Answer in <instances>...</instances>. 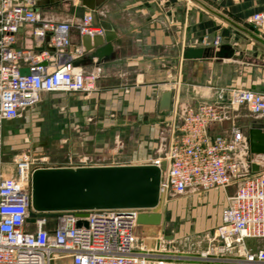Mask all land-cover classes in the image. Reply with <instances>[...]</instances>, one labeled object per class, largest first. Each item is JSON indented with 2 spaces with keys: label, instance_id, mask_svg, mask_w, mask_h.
<instances>
[{
  "label": "built area",
  "instance_id": "built-area-1",
  "mask_svg": "<svg viewBox=\"0 0 264 264\" xmlns=\"http://www.w3.org/2000/svg\"><path fill=\"white\" fill-rule=\"evenodd\" d=\"M36 7V0H0V264H63L67 259L72 264H153L151 250L139 245L136 228L139 213L154 210L66 211L56 218L28 222L35 169L29 158L16 160L11 168L6 165L4 124L22 118L45 93L96 92L98 76L75 65L86 49L71 50V31L75 28L80 36L92 37L105 33L93 25L91 13L74 26L45 20ZM250 23L264 36V12L254 14ZM27 25L34 26L37 47L49 38L53 50L18 48L17 36ZM23 69L29 75H22ZM229 94L225 104L202 102L175 111L166 155L146 164L162 169L167 163L161 200L169 194L227 192L238 181L235 193L227 196L212 240L222 243L219 250L224 255L237 249L232 264H264V248L250 252L246 246L247 239L264 240V162L251 152L249 136L242 129L233 126L227 135L211 131L243 107L264 118V92L235 88ZM254 164L260 166L259 172L253 171ZM116 165L121 164L107 166ZM209 256V252L202 255Z\"/></svg>",
  "mask_w": 264,
  "mask_h": 264
},
{
  "label": "crops",
  "instance_id": "crops-1",
  "mask_svg": "<svg viewBox=\"0 0 264 264\" xmlns=\"http://www.w3.org/2000/svg\"><path fill=\"white\" fill-rule=\"evenodd\" d=\"M36 2V10L45 20L77 26L86 14L91 13L94 26L109 27L106 33L108 42L113 46L111 54L98 58L92 55L94 51H86L75 61V65L86 73L98 76L96 92L89 96L79 93L42 95L41 102L47 95L64 96V130L71 131L73 128L70 120L80 122L85 116L99 120L101 110L104 109L101 102L106 99L107 114L117 109L120 116L133 115L130 124L151 138L160 129L164 115L173 123L177 110L197 106L202 102L225 104V100L229 101L230 90L235 88L264 92V36L250 23L254 14L264 12V0ZM33 30L34 26L27 25L19 32L17 47L52 51L49 38L43 47L36 46ZM218 38L220 43L216 44ZM71 40L72 51L83 47L82 36L75 28L71 31ZM192 48L204 49L209 55H204L203 59H185V53ZM178 81L181 85L176 86L175 82ZM226 88H229V93L225 92ZM167 92L172 93L171 111L160 114L159 104ZM257 118V124L252 128L264 126V118ZM230 130L231 127L225 121L211 128L213 134L227 135ZM136 155L137 162H147L150 152ZM107 165L113 164L82 166ZM220 191L205 192L204 199L217 206L216 219L207 223L204 213L195 210L193 216L197 218L193 220L197 227L217 228L221 224L223 205L218 195ZM165 208L166 205L162 204L158 211L163 213ZM165 236H173V239L165 240ZM212 238L213 235L210 242L217 258L208 259L221 261L219 263L233 260L234 257L222 258L224 254L219 250L222 243ZM177 239V235L166 231L162 224L160 239H140L139 245L143 244L151 250L153 264L158 261L173 264L176 261L173 258L179 256L174 255L170 247L176 244ZM63 264L72 262L67 259Z\"/></svg>",
  "mask_w": 264,
  "mask_h": 264
},
{
  "label": "rangeland",
  "instance_id": "rangeland-1",
  "mask_svg": "<svg viewBox=\"0 0 264 264\" xmlns=\"http://www.w3.org/2000/svg\"><path fill=\"white\" fill-rule=\"evenodd\" d=\"M226 88L225 92H228ZM225 90V89H224ZM229 93V92H228ZM107 100L101 102L105 109ZM227 100H225V103ZM101 110L99 120L85 116L83 121L70 120L72 129L64 130V96L47 95L40 104L27 110L23 117L4 124L3 159L8 167H13L16 160L29 158L32 168H54L64 165H104V164H146L166 155L169 148L172 122L167 115L162 117V124L155 136L148 137L141 130L130 124L133 115H118L117 109L107 114ZM106 113V114H105ZM258 118L248 110L230 112L226 125L231 129L234 125L244 132L257 124ZM70 137H67V135ZM150 152L147 162H137V155ZM259 159L264 162V155ZM238 181L227 190L228 195L235 193ZM212 191H220L214 189ZM205 192L187 193L184 195L169 194L157 210L163 209V225L171 234L177 235L176 244L170 248L173 254V264H231L212 259L217 258L210 239L216 229L213 227H197L193 216L195 210L202 211L207 223L216 219L217 206L204 199ZM222 212L227 206L225 191L219 192ZM226 200V201H225ZM166 202V204H165ZM226 202V203H224ZM246 246L250 252L264 248V240L247 239ZM211 251L209 258L202 257ZM231 254L221 255L222 258H232ZM220 256V257H221ZM186 257H189L186 258Z\"/></svg>",
  "mask_w": 264,
  "mask_h": 264
},
{
  "label": "water",
  "instance_id": "water-1",
  "mask_svg": "<svg viewBox=\"0 0 264 264\" xmlns=\"http://www.w3.org/2000/svg\"><path fill=\"white\" fill-rule=\"evenodd\" d=\"M104 35L82 36V44L94 57L104 58L111 54L113 46ZM108 43H105V42ZM209 55L204 49H189L185 59H203ZM29 75L28 69L21 71ZM172 106V93L163 95L159 113L168 114ZM251 152L264 155V126L250 128L247 132ZM162 169L151 164H128L116 166L54 167L39 168L32 175V209L28 222L36 219L56 218L57 213L66 211L117 210L131 213L133 209L154 210L141 212L137 216L136 236L139 239H160L163 213L158 211L161 200ZM259 172L260 166L253 165ZM81 225V223H78ZM172 240L173 236H165Z\"/></svg>",
  "mask_w": 264,
  "mask_h": 264
}]
</instances>
